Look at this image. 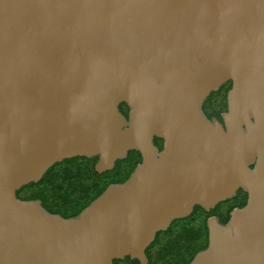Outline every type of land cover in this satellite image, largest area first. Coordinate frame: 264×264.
Listing matches in <instances>:
<instances>
[{"label": "water", "instance_id": "water-1", "mask_svg": "<svg viewBox=\"0 0 264 264\" xmlns=\"http://www.w3.org/2000/svg\"><path fill=\"white\" fill-rule=\"evenodd\" d=\"M131 151L77 217L17 196L66 159L105 173ZM238 189L190 264H264V0H0V264H148L158 233Z\"/></svg>", "mask_w": 264, "mask_h": 264}, {"label": "trees", "instance_id": "trees-1", "mask_svg": "<svg viewBox=\"0 0 264 264\" xmlns=\"http://www.w3.org/2000/svg\"><path fill=\"white\" fill-rule=\"evenodd\" d=\"M229 87L226 85L224 89L211 93L204 103L203 111L212 122L223 123L222 115L227 112L225 93ZM120 111L128 118V107L125 104L120 106ZM155 144L162 150V140L155 139ZM97 162L98 157L66 159L49 168L39 183L29 184L19 190L17 196L24 201H41L42 206L51 214L66 219L77 217L110 185L127 181L142 162V157L139 152L131 151L124 160L116 162L113 170L105 173L96 171ZM236 207L237 199L222 202L210 211L200 206L194 207L191 215L173 221L166 231L156 235L146 250L148 264H190L199 252L208 247V219L217 217L220 224L225 225ZM113 264L140 263L127 257L115 260Z\"/></svg>", "mask_w": 264, "mask_h": 264}, {"label": "flooded vegetation", "instance_id": "flooded-vegetation-1", "mask_svg": "<svg viewBox=\"0 0 264 264\" xmlns=\"http://www.w3.org/2000/svg\"><path fill=\"white\" fill-rule=\"evenodd\" d=\"M226 85H230L229 89L225 93V103H226V108H227L226 110H228V93H229V91L232 88V83L231 82H228V83L224 84L223 86H221V88L219 90L224 89V87ZM219 90H217V91H219ZM232 199H237V207H236L237 209L238 208H243L247 204V201H248V193L245 192L243 189H238L237 192H236V195ZM232 199H230V200H232ZM227 201H229V200H227Z\"/></svg>", "mask_w": 264, "mask_h": 264}]
</instances>
